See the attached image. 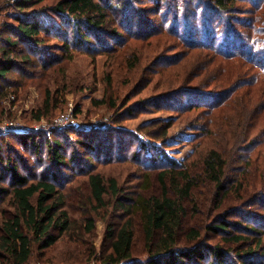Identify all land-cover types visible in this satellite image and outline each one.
I'll use <instances>...</instances> for the list:
<instances>
[{
    "label": "trees",
    "instance_id": "trees-1",
    "mask_svg": "<svg viewBox=\"0 0 264 264\" xmlns=\"http://www.w3.org/2000/svg\"><path fill=\"white\" fill-rule=\"evenodd\" d=\"M44 1L13 0L16 24L0 23V100L31 73L62 69L59 65L75 52L110 53L129 39L162 34L174 35L189 53L207 56L205 72L213 63L227 76L217 92L189 82L131 103L97 101L123 113L117 120L151 106L197 112L191 162L179 163L166 152L169 121L146 133L154 142L118 122L62 131L0 129V206L8 202L13 208L9 215L0 211L4 263L30 264L34 247L43 253L63 237L78 238L79 231L89 236L95 218L111 213L115 219L106 220L104 232L107 250L96 255L91 245L84 253L86 260H96L93 264H264V155L259 150L264 145V0H149L152 5L144 10L161 15L160 20L140 15L133 6L139 0H56L43 6ZM184 54L156 57L154 70L177 65ZM244 85L253 90L236 95ZM7 137L20 147L4 142ZM117 164L135 166V188L104 175V166ZM200 186L214 189L218 210L210 216L203 212V227L191 221L202 211L193 196ZM229 195L234 203L219 209ZM71 196L85 208L79 229L67 208ZM139 233L143 258L135 256ZM208 235L221 243L208 242Z\"/></svg>",
    "mask_w": 264,
    "mask_h": 264
},
{
    "label": "rangeland",
    "instance_id": "rangeland-1",
    "mask_svg": "<svg viewBox=\"0 0 264 264\" xmlns=\"http://www.w3.org/2000/svg\"><path fill=\"white\" fill-rule=\"evenodd\" d=\"M54 1L56 0H45L42 5H50ZM168 2L170 4V0ZM244 2L237 1V5L247 7V1ZM134 4L135 9L140 12L139 14L142 13L146 16L148 10L144 9L148 5H152V2L139 0ZM12 6L13 0H0L1 24H16L11 18V13L16 11ZM139 14L137 13L138 16ZM241 16L248 18L246 14ZM147 17L151 19L158 17L160 20L162 16L151 17L147 15ZM236 27L240 28L242 25L237 23ZM55 42L56 40L51 41V43ZM180 50L185 54L177 65L175 64L171 68L163 70H154L156 57ZM132 55L136 59L132 60ZM206 58L207 56L187 52L172 34L156 35L146 40L129 39L125 47L118 48L110 53L87 54L75 52L69 62L65 60L59 65L63 67L62 69L50 68V70L45 69L43 72H33L31 73L33 76L31 79H25L24 84L11 89L0 100V129L3 131L19 129L16 131H21V128L29 127L40 130L56 128L58 131H62L72 124L91 126L88 128L92 129L109 127L113 124L116 125L118 122V125H122L131 131L138 132V129L142 130L139 132L141 139L154 142L155 139L147 136V134H150V130L158 128L161 130V128L170 124L167 128L168 146L165 149L166 152L179 163H184L187 160L191 162L196 157L195 155L191 156L193 144L189 140L194 135L193 126L199 122L197 112L178 114L166 108L158 109L151 106L147 109H140L134 115L122 116L121 119L117 120V117H121L123 113L121 115L115 114L111 103L98 104L97 101L109 102L116 100L120 102L129 100L128 103H131L137 99H147L155 94L165 93L173 87L185 86L189 82L191 86L203 90L222 91L225 87L224 81L226 82L227 75L217 68L218 64L213 63L209 65L205 72L207 61L204 59ZM185 76L189 77V81H184ZM250 90H253V87L241 86L236 95L239 93L248 94ZM47 91L50 92V95L47 94ZM246 97L248 98V95ZM238 99L241 102L239 97ZM36 115H39L40 118H35ZM167 121H169V124L166 123ZM257 128L252 131V135H255ZM76 137V135L72 136V138ZM212 138L217 141L219 135ZM5 141L13 144L14 147H20L18 142L8 137ZM220 142L230 148L229 142L225 143L224 140ZM228 147L226 148L228 149ZM259 150L264 155V145H261ZM227 156L230 157V154ZM103 172L106 176H116L120 182H124L123 184L128 182L126 184L129 185L126 187L131 189L136 187L134 186L136 170L132 164L104 166ZM70 195L75 196L74 193H70ZM193 196L202 211L200 215H194L191 221L192 224L203 227L207 220L203 212H207V216H210L218 211L215 208L217 202L214 201V189L200 186L194 190ZM69 199L70 203L67 208L77 220L73 228L79 229L77 226L81 222L83 202L81 203L78 198L74 197ZM232 203H234V196L229 195L220 204L219 209ZM0 207V211H3L2 213L5 215H9L13 211L11 204L8 202H4ZM106 216L107 218L104 219L101 217L95 218V229L89 236L79 231L78 238L72 235L63 237L61 241H58L43 253L38 252L34 247L30 264L95 263L96 260L94 259L86 260L84 253L86 254L87 246L91 245L96 251V255L103 254L107 250L108 243L104 239L106 220H114L115 218L111 213ZM139 235L138 242L135 244V256L143 258L145 256L144 245L142 235L140 233ZM207 239L210 243H221L217 236L208 235ZM67 257L78 258L79 261L67 262L64 260ZM0 264H5L1 256Z\"/></svg>",
    "mask_w": 264,
    "mask_h": 264
},
{
    "label": "built area",
    "instance_id": "built-area-1",
    "mask_svg": "<svg viewBox=\"0 0 264 264\" xmlns=\"http://www.w3.org/2000/svg\"><path fill=\"white\" fill-rule=\"evenodd\" d=\"M68 117V116H67ZM67 120L69 119V118H66ZM72 125H77V124H72ZM87 127V126H86ZM88 127H91V126H88ZM16 130H19V129H16Z\"/></svg>",
    "mask_w": 264,
    "mask_h": 264
}]
</instances>
